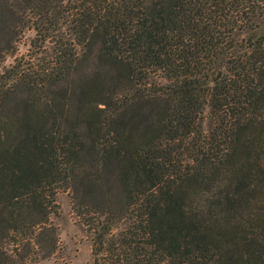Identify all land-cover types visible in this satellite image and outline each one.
Wrapping results in <instances>:
<instances>
[{
    "label": "trees",
    "instance_id": "trees-1",
    "mask_svg": "<svg viewBox=\"0 0 264 264\" xmlns=\"http://www.w3.org/2000/svg\"><path fill=\"white\" fill-rule=\"evenodd\" d=\"M62 190L94 264H264V0H0V264Z\"/></svg>",
    "mask_w": 264,
    "mask_h": 264
},
{
    "label": "rangeland",
    "instance_id": "rangeland-1",
    "mask_svg": "<svg viewBox=\"0 0 264 264\" xmlns=\"http://www.w3.org/2000/svg\"><path fill=\"white\" fill-rule=\"evenodd\" d=\"M33 30L27 31L20 43V53L28 52ZM9 58L7 63L12 62ZM58 211L52 215L58 227L60 249L55 255L29 264H94L92 257V234L89 233L76 215L71 192L62 190L57 194Z\"/></svg>",
    "mask_w": 264,
    "mask_h": 264
}]
</instances>
